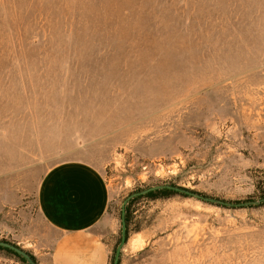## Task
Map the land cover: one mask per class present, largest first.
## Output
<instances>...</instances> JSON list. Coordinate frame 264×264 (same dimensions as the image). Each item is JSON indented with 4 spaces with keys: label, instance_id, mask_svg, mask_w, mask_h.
Masks as SVG:
<instances>
[{
    "label": "rangeland",
    "instance_id": "1",
    "mask_svg": "<svg viewBox=\"0 0 264 264\" xmlns=\"http://www.w3.org/2000/svg\"><path fill=\"white\" fill-rule=\"evenodd\" d=\"M70 159L110 185V264L130 203L119 264H264V0H0V242L38 264Z\"/></svg>",
    "mask_w": 264,
    "mask_h": 264
},
{
    "label": "crops",
    "instance_id": "2",
    "mask_svg": "<svg viewBox=\"0 0 264 264\" xmlns=\"http://www.w3.org/2000/svg\"><path fill=\"white\" fill-rule=\"evenodd\" d=\"M112 194L105 173L81 159L52 166L41 178L36 207L50 246L49 264H110L105 232L110 228Z\"/></svg>",
    "mask_w": 264,
    "mask_h": 264
},
{
    "label": "water",
    "instance_id": "3",
    "mask_svg": "<svg viewBox=\"0 0 264 264\" xmlns=\"http://www.w3.org/2000/svg\"><path fill=\"white\" fill-rule=\"evenodd\" d=\"M165 188H167L169 190H173V191L179 192V193H182V194L193 195L191 192H189V191H187L185 189H182V188H179V187H176V186H171V185L152 187V188H149V189L141 192V194H146V193L151 192V191H155V190H158V189H165ZM131 198L132 197L128 198V200H130ZM128 200L125 201V204L127 203ZM205 200L210 201V202H215V200H213V199H205ZM218 203H222V202L218 201ZM126 231H127V229H126L125 205H124L123 206V210H122V240H121L120 246L116 250L114 264H119L122 247L124 246V244L126 242ZM0 246L8 248V249L16 252L17 254L22 256L28 262V264H37V262L34 261L32 259V257L25 250H23L22 248L14 245V244L2 241V242H0Z\"/></svg>",
    "mask_w": 264,
    "mask_h": 264
},
{
    "label": "trees",
    "instance_id": "4",
    "mask_svg": "<svg viewBox=\"0 0 264 264\" xmlns=\"http://www.w3.org/2000/svg\"><path fill=\"white\" fill-rule=\"evenodd\" d=\"M174 194H181V193L165 188V189H158V190L151 191V192H148L146 194H143V197L151 199V200H156V199H161V198H163V199L164 198H169V197H171ZM248 201H250V202L237 201V202L228 203L227 205H236V206H239V207H242V206L244 207L246 205H252V204L255 203L252 200H248ZM260 201H261V203H264V196L261 198ZM130 204L125 206V221H126V228H127L126 238H127L128 234L130 232V225L133 223V217H132L131 210H130V207H131ZM3 242H5V241H3ZM0 251H4L8 255L19 259L22 263L28 264V262L22 256H20L19 254H17L16 252H14V251H12V250H10L8 248L0 246ZM28 254L32 257V259L34 261H36V259H35V257L33 255H31L30 253H28ZM119 263H120V261H119Z\"/></svg>",
    "mask_w": 264,
    "mask_h": 264
}]
</instances>
